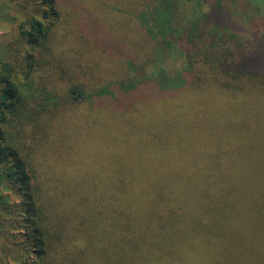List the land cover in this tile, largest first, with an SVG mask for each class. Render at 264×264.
I'll use <instances>...</instances> for the list:
<instances>
[{"label": "trees", "instance_id": "1", "mask_svg": "<svg viewBox=\"0 0 264 264\" xmlns=\"http://www.w3.org/2000/svg\"><path fill=\"white\" fill-rule=\"evenodd\" d=\"M178 1L0 0L16 23L0 45V264H264V26L247 40L236 23L264 22V0H193L207 10L189 18ZM167 47L178 77L143 78ZM97 98L114 103L82 115ZM168 98L189 109L172 117ZM114 112L109 135L140 129V159L170 120L193 168L153 193L143 163L110 166L92 118Z\"/></svg>", "mask_w": 264, "mask_h": 264}, {"label": "rangeland", "instance_id": "2", "mask_svg": "<svg viewBox=\"0 0 264 264\" xmlns=\"http://www.w3.org/2000/svg\"><path fill=\"white\" fill-rule=\"evenodd\" d=\"M4 2H8V0H2ZM179 5H177V12L180 13L181 17L183 18H189L194 13L198 12L200 8L203 10H207V5H202L199 7L197 5L196 1L193 0H179ZM264 5V3L262 4ZM260 7H262L260 5ZM4 7L0 3V45L4 44L12 34L16 32V23L13 24V16L14 15V9H11L10 11H7L4 13ZM252 11V8H251ZM236 23L238 26L239 35L243 36L245 39H251V37H256L260 35V32L262 31V27L264 26L263 18H261L260 13L256 12L254 15L251 13L246 14L244 11H240L237 14ZM256 16V17H255ZM258 39V38H256ZM116 48V46H115ZM116 50V49H115ZM5 53V48H0V54ZM127 55H130V52L128 51ZM185 65V58L184 53L182 51L177 50L173 47H167L166 50L162 53L157 51L154 53L153 58L151 61L145 63L142 66V73L140 72L141 76L143 78H153V74L158 71L159 69H165L163 72L164 75L170 79V81H174L177 77L180 71L183 70V67ZM119 66H117L118 69ZM125 73H127V70H125ZM128 74L133 75L136 74L133 71L128 70ZM107 78H110V80H113V75L108 74L106 76ZM105 77V78H106ZM116 76H114L115 79ZM140 77V76H139ZM148 91H151L153 89L152 82L147 85ZM156 89V86H155ZM158 89V88H157ZM144 87L142 88V91L144 92ZM104 101V102H103ZM93 107L86 106V110H81L82 115L86 114L87 112L92 111H102L106 112L108 109V105H113L112 99H104L101 100L99 98L96 99V101H93ZM169 103V111L174 116H180L181 112H187L186 110L189 109V104H185L182 107H179L173 100V98H168L166 101V104ZM175 103V104H174ZM112 107V106H110ZM129 107V106H128ZM126 108H120L121 110H127ZM192 109L195 108L194 105L191 106ZM198 108L203 112L207 110V105L204 104V102L200 103L198 105ZM111 111V110H110ZM80 113V112H79ZM126 115V114H125ZM127 116V115H126ZM228 115H226L227 117ZM119 119H123L122 116L118 113H111L110 116L104 120L99 119L97 116H93V131L96 137L98 138V135L100 136V141L103 142V146L106 147L108 150L106 151L105 158L110 166L115 167V165L125 166L126 168L132 169L134 165H141L143 163L144 168L142 172H140L135 179H140V182L143 184H151L149 188H151L153 193H166L164 185H158L156 182L159 181V179L162 178H177L178 175L176 173H188L191 168V161H192V154L185 150L181 152L177 157H175L172 147L169 142H166L167 139L174 137L175 134H173V131L171 130L170 125H172V122L170 120H164L161 126L164 128V131L160 133L159 139L154 142H149L145 145L146 152L148 153V156H146L143 159V153L141 159L136 157L134 150L136 147H143L144 151V145L142 140V131L138 128H135L134 130L129 127L128 130H123V135L120 137L122 139V142L117 144L113 141L112 138H115L109 135L110 132V123L111 121H116ZM175 119V118H174ZM233 122H236L233 120ZM131 130H133L131 132ZM121 130L115 127V134ZM130 135L128 136V134ZM117 141V140H115ZM116 145V146H115ZM117 147V148H116ZM126 157H131L132 159L136 160L134 162L137 163H130L127 161ZM128 163H130L128 165ZM142 184V185H143ZM188 189V187L186 186ZM169 197L173 196L172 193L168 194ZM8 200L13 202L15 201L14 197L8 196ZM191 207V205H189ZM14 264V263H11ZM195 264V263H192Z\"/></svg>", "mask_w": 264, "mask_h": 264}]
</instances>
